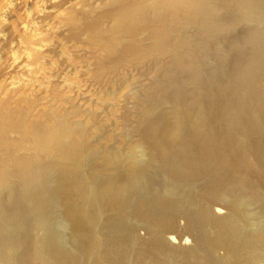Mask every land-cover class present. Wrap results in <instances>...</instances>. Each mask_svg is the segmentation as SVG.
<instances>
[{"label":"bare ground","instance_id":"6f19581e","mask_svg":"<svg viewBox=\"0 0 264 264\" xmlns=\"http://www.w3.org/2000/svg\"><path fill=\"white\" fill-rule=\"evenodd\" d=\"M56 1L0 0V68L29 71L27 51L43 47L32 39L25 51L15 40L46 29ZM97 1L87 3L102 22L71 36L87 34L94 76L112 82L96 90L115 101L110 115L99 121L97 106L79 109L75 99L60 108L59 95L43 111L49 98L0 99V264H264V0ZM131 62L143 64L133 77L115 72ZM176 78L183 89L169 94ZM143 84L119 117V104ZM111 117L118 139L99 136ZM13 132L21 137L9 140ZM176 232H188L191 246L182 247L183 234L171 245Z\"/></svg>","mask_w":264,"mask_h":264},{"label":"rangeland","instance_id":"374dc122","mask_svg":"<svg viewBox=\"0 0 264 264\" xmlns=\"http://www.w3.org/2000/svg\"><path fill=\"white\" fill-rule=\"evenodd\" d=\"M95 1L98 2L97 0H91V2H95ZM89 5H91V4L87 3V0H58V1L54 2L52 5L53 9L56 12L52 15H48V16L44 17V18H46L45 19L46 20L45 24L47 25L46 29L44 28V29L36 30V32H34L33 34L23 33V34H21V36L17 40H15V42H18L20 47L25 49V51H27L25 48V45L29 44V42H31L32 39H34L35 42L40 43L39 46L43 47V49L38 50L34 47L29 48V50L27 51V57L29 58L28 62L31 65H30L29 71L27 70V72H26V70H22V69L20 70V69L14 68V67H10V68H7V67L2 68L1 67L0 68V73L6 76L5 78H2L0 80V96H2L3 94H6L7 96L10 97V98H5V95H3L2 97H0V99L5 98V99H9L8 100L9 102L10 101L13 102L12 100L17 102L21 98L22 99L27 98V100L29 99L31 103L34 102L33 104L36 105L35 99H37V101H38L40 98V100L42 99L44 101V99L49 98L48 101L50 102V98L55 94V97L57 95V98L55 99V98H53L54 97L53 96L51 98V100H52L50 102L51 104H49V102H47L46 104H43V106L46 105L49 107L50 105H52L53 104L52 102L54 100H58V95H59V99H61V101L63 100V102L65 99L64 103L66 104V106H65V104H63L64 106H62L63 102L62 103L60 102L61 105H59L60 103H56L59 105V107L62 106L60 108L64 107L65 109H67V107L70 106L69 102H67V101H69L70 99L71 100L75 99L76 102L74 101L75 102L74 106L75 107L77 106V108H79V109L88 108L90 106L89 104H92L94 106V108H96V106H97L98 108L94 109L93 114H95L96 118H98L99 121H102V120L104 121V119H102V117L104 115H105L104 116L105 119H106V116L108 117L110 115V113H109L110 110L112 108L116 107L115 101L112 98L111 99L114 102H110L109 100H108V102L106 100L100 101L99 100V98L101 97V96H99L100 93L96 90H98L99 87L102 88V86H101L102 82L104 83L105 88L109 89L111 87L112 82L107 83L105 80L99 79L96 76H94V70L93 69H94V65H96L97 63H94L95 59L92 58V55L95 52V50H93L94 48L92 49V45H91V47L87 45L88 44L87 42H89L87 40L88 36L87 37L85 36L86 38L83 40L84 42H86V40H87V42H86L87 44L84 42H81L82 38H84V35H87V34H83L81 40L76 38L77 35L82 34V32H83L82 29L86 28V26H85V25H87L86 23H88V22L90 23L91 20H93L94 22H102L100 20L98 21V18H97L98 16H96L98 13V12L96 13V11H97L96 7L94 9L92 7L93 4L91 6H89ZM98 5H95V6L98 7ZM87 6H88V8H86ZM83 8L85 9V11L83 10ZM90 8H92V9H90ZM69 15H70V17L72 16L71 17L72 19L69 17ZM73 15H74V18L76 17L77 21L73 18ZM44 18H43V20H44ZM68 20L71 23L68 22ZM72 21H73V23H72ZM72 26H74L75 30H74V28L72 29ZM78 29H80V30H78ZM81 30H82V32H81ZM239 30L241 31V28H239ZM75 31L76 32L79 31L78 34H76ZM145 32H147V30H145ZM149 32L150 31L147 32V35L149 34ZM71 33L72 34L74 33L76 36L75 37L71 36L72 35ZM29 36H30V40L28 41ZM72 37H74L75 39H73ZM228 38H230V37H228ZM228 38L226 37V39L223 40L222 43L220 44V47L223 48L224 50L227 47V43L229 40ZM76 40H78V41H76ZM143 41L144 42H142V47H144L146 43H147L146 46L150 45L149 39H145ZM124 42H125V40H122V43H119V42L117 43V44H119L118 49H120L122 51L125 50L126 56L128 55L130 57V60H131L135 55V51L132 48H131L130 52L128 51L127 48L124 49L125 48ZM83 44L88 48L83 46ZM83 47L86 50H83ZM90 48L93 50V52H90V51H92V50H90ZM85 51H87L86 52L87 55L83 54V53H85ZM229 56H230V58H229ZM235 56L232 55V53L231 54L229 53L228 54V58H229L228 62L231 63L233 61L232 58H236ZM130 64L133 65V66H131L132 67L131 70H128L127 66H124L121 63L119 66L114 68L115 72L116 73L117 72L118 73L125 72L126 74L128 73V75H126V76L133 77V75H136L141 70V68L143 66L142 63L131 62ZM110 72H114V70L110 69ZM33 74H35V75H33ZM184 74L187 75L186 72H184ZM10 76H11V78H15L14 80H17V81H14V83H12V82L9 83L8 80L11 79ZM32 77H33V79H32ZM141 78L145 81V83L150 82V84H151V80L149 77H144V78L141 77ZM120 79H121V77H119V79H118L116 76V79H114V80L120 81ZM184 79H187V78L184 77ZM176 80H177V78L173 81L171 87L168 88L169 94H172L175 91H181V89H183V86H181V85L184 83V80H183V83L181 81L182 79L180 80L181 84L179 83V80H177V81ZM99 83H100V85H99ZM9 84H11V85H9ZM138 84L140 85V82H138ZM120 87H121V89L119 88V90H123V87L121 85H120ZM147 88L148 87L146 84H143L140 87L138 85H135L132 87V89H130V91L128 90L130 92L128 95H127L128 92L126 93V90L124 88L125 92L122 91L120 93L123 95L126 93L125 95H127L129 97H127V101H126V99H124V101L121 104H119V108H118L119 111L117 112V115L120 117L124 111L123 109H125V111H127V109H130L131 104L128 103V101L130 100V97L133 94H135V93H137V95L142 94L145 91H147ZM53 90H55V91H53ZM51 92H53V93H51ZM102 92H103L104 96H109V95H106L107 93H105L103 90H102ZM95 93H98V94H95ZM117 93H119V92H117V90H116L115 94H117ZM27 94L29 96H27ZM30 94H31V96H30ZM121 94H120V96H121L120 98H122ZM130 94H131V96H130ZM34 96H35V99H34ZM31 97H33V98H31ZM113 97H115V95ZM171 97H172V95L167 96V98L169 100L171 99ZM27 100L25 99V101H23V102L21 100V102L23 104H25L24 102H26ZM54 102H57V101H54ZM125 102H127V103H125ZM112 103H114V105ZM11 104H14V103H11ZM15 104H17V103H15ZM40 105H42V103H40ZM40 105H39V107H40V109L42 108V111L44 110V108L45 109L48 108L45 106L41 107ZM190 105H191V102L189 101V99H185L184 104L182 105V108L185 107L184 109H186V108L188 109V107H190ZM161 107L162 108H168V107H170V105L166 104L165 106H161ZM1 108H2V106H0V109ZM167 115H168V117H167L168 119H171V120L174 119L172 113H169ZM117 119L118 118H116V120H115L114 117H111V120L106 123V127L108 129L106 131L100 133L99 136L101 137V136L106 135L105 133L112 132V133H110L111 136L114 137V134H115L114 138L117 137L116 139H118L119 138V131L117 130L118 133L116 132L117 128H115L116 127L115 125L117 123L119 124L120 121H118ZM10 134H12L13 137H12V135L8 134L7 138L9 140L21 137V136H19V134L15 133V132L10 133ZM16 135H17V137H16ZM132 135H137V136L135 137ZM132 135H131L132 138H130L131 140H133V138H135L134 140L140 139V137L138 138V136H140L139 134L134 133ZM26 139H27L26 144L28 143L27 145H30L33 141L32 136L31 137L29 136V138L27 136ZM131 140H129V141H131ZM118 141L119 140H117L114 143L115 144H119V142L121 143V141H119V142ZM261 142H262L261 143L262 146H264V140H262ZM121 146L127 147L128 142L123 141V143H121ZM30 150L31 149H29V147H28L25 149V152L27 151L26 152L27 154L29 153V155H32L30 153ZM251 150L255 154V150H253V149H251ZM252 152H251L252 155L250 156V161L253 164V166L254 167L256 166V169H258L259 166L257 165L258 163L256 161V155H254ZM253 155H254V157H253ZM259 186L261 187L259 192L262 191V192H260V194H262L264 192L263 191L264 188L262 187V185H259ZM262 195H264V193ZM204 204L206 206H208L207 202H205ZM212 204L213 203L211 202L210 205H212ZM213 206L214 207H212V209H211V206L210 207L208 206L209 210L212 211L213 209H216L215 212H217V213L221 212L219 214L221 216H223L222 214L226 213V211H227L226 204H224L222 202H217ZM251 210L254 211V210H256V208H251ZM217 213H215V214L217 216H219ZM263 219L264 218H261V222L263 221V224H264ZM179 223H180V225H182L184 223V220L180 219ZM252 229L254 230V228H252ZM138 230L140 233L139 234L137 231L139 236H141L142 234L144 235L145 231L143 229L139 228ZM141 230L143 231V233L141 232ZM253 230L250 229V231H253ZM177 233H179V232L171 233L169 235V242L171 243V245L177 246L178 242L181 241L180 238L177 239V237L179 235V234L177 235ZM182 234H183V236L185 235L184 237L181 236V238H183L181 241L182 247L185 248V247L191 246V244L193 243V242H191L193 237L189 236L188 232L180 233V235H182ZM183 243H185V244H183ZM179 246H181L180 242H179ZM219 251H220V254L223 255L224 252H222L221 250H219ZM219 251H218V253H219ZM220 254H218V255H220ZM260 264H263V263H260Z\"/></svg>","mask_w":264,"mask_h":264}]
</instances>
